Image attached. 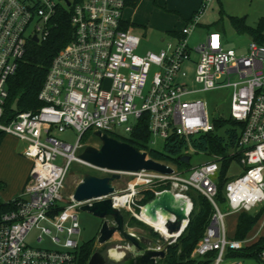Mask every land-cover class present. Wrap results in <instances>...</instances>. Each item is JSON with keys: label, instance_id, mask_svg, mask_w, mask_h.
<instances>
[{"label": "built area", "instance_id": "2783aa9c", "mask_svg": "<svg viewBox=\"0 0 264 264\" xmlns=\"http://www.w3.org/2000/svg\"><path fill=\"white\" fill-rule=\"evenodd\" d=\"M58 4L72 6L73 38L48 67L38 92L41 106L25 111L10 108L13 115L7 114L8 80L27 41L36 36L40 42L48 36ZM125 5L126 0H0V131L23 139V154L32 163L15 207L0 217V264H75L81 231L77 212L83 202L75 201L73 193L64 195L70 165L81 162L112 173L79 158L82 136L100 131L125 137L116 128L128 135L144 114L148 115L151 148L153 137L165 141L171 134L188 138L209 132L213 123L206 102L192 97L202 91L231 87L229 116L243 124L235 150L240 153L241 168L223 187L228 212H249L264 205V44L252 40L247 52L238 54L224 46L220 31L213 30L190 45L188 37L197 22L194 15L180 28L176 40L166 41L157 51L139 53L141 37L123 24ZM194 53L192 79L199 86L191 88L182 78L186 76L184 64L192 61ZM69 128L78 133L72 143L54 134ZM189 150L194 152L192 147ZM216 157L185 174L167 162L162 163L172 167L171 173L119 171L129 175L130 181L110 197L116 207L142 220L139 196L145 191L179 193L190 202L191 211L187 191L193 189L209 200L213 212L192 254L214 250L213 264H244L241 259L224 257L228 247L240 249L246 241L226 237L224 216L228 212H222L216 201L220 168ZM120 196L127 199L117 205ZM33 229L37 246L27 242ZM45 241L51 245L44 246ZM258 260L264 264V247Z\"/></svg>", "mask_w": 264, "mask_h": 264}, {"label": "rangeland", "instance_id": "374dc122", "mask_svg": "<svg viewBox=\"0 0 264 264\" xmlns=\"http://www.w3.org/2000/svg\"><path fill=\"white\" fill-rule=\"evenodd\" d=\"M22 2H32V0H20ZM182 2L181 0H177ZM184 2V0H183ZM189 2L184 3L187 5ZM205 4L204 15L202 16L200 24L194 27L192 33L188 37V42L190 45L196 44L198 41L204 39L207 28L213 27L217 29L222 34V39L224 46L227 48H232L236 53H246L248 50L249 43L254 40L250 33L244 28L233 26L231 23V17L238 18L243 21L246 26L256 27V25L264 20V0H203ZM175 9V8H174ZM222 10V11H221ZM132 10L127 11V15L131 13ZM199 11V10H198ZM203 13V12H200ZM131 16V15H129ZM137 23L141 26L140 29L135 30V33L141 37V42L138 48L139 53H143L147 50L156 51L158 47L161 46L160 37L165 35L162 29L163 23L166 21L168 23L169 19L175 22L174 27H180V24L186 23V20L181 17L179 13L175 10L167 11L162 5L161 7H156L153 4V0H143L141 3L137 17ZM217 21V24H214ZM181 24V25H182ZM215 25V26H214ZM239 26V25H238ZM212 30V29H211ZM264 33V31H263ZM186 69V82L189 87H198L192 79L193 67H188ZM231 87H221L208 91H202L194 94L192 97H202L206 102V107L210 120L217 117L226 118L229 116L230 110V100H231ZM116 132L127 136L122 128L117 127ZM54 134L62 140L69 143L75 141L78 137V133L73 129H66L63 132L54 131ZM84 146L80 150L79 154L87 147L92 146L98 148L101 145V140L95 135L93 131H89L88 136L84 139ZM163 139L159 137H153V142L151 144L152 148L156 150H162ZM26 143L23 139H20L12 134L5 133L0 142V200L8 201L16 197V190L18 189V176L21 168L26 164H29L31 170V161L23 154ZM230 156L233 155L234 151H230ZM214 156V155H213ZM213 156H209L203 153H193L187 168H179L175 165L177 172H182V174L187 173L193 166L200 163L209 161ZM219 161V166L224 163L223 158L219 155L216 157ZM240 155L239 157H234L229 159L227 168L225 169V176L231 177L236 175L240 171ZM85 174H92L99 177L110 176L111 172H106L103 170L96 169L88 164L81 162H72L69 171L65 179L64 195L67 197L72 194L76 186L81 182ZM120 177L113 181L115 189L120 193L122 192L130 181V176L126 174L119 173ZM116 181V182H115ZM126 182V183H125ZM119 183V185H118ZM123 183V184H122ZM119 186H117V185ZM123 185V186H122ZM15 195V196H14ZM187 195L194 198L195 204L197 205V197L193 189L187 191ZM64 196V197H65ZM148 197V196H147ZM192 201V200H191ZM67 200L64 199L63 203ZM220 209L222 212H228V207L226 203H220ZM263 205L249 211L250 213H255ZM193 209V202L192 208ZM122 213L127 216H132L131 213H127L125 209H121ZM138 213V210L135 211ZM191 212V211H190ZM78 222L80 225V234L78 236V242H86L90 239H94L93 249L94 251L101 252L104 256L107 254V250L116 244L124 243L120 236L114 235L110 240L102 244L97 242V235L99 231L102 219L93 215L91 212L79 209L77 212ZM238 213L228 212L224 216V224L226 228V237L230 240L235 233V225ZM140 220V219H138ZM142 225L127 226L129 229L134 231L137 235L145 238L148 242H157L161 244L164 240L163 235L154 229L151 225L140 220ZM179 222V221H176ZM169 225V224H168ZM167 225V226H168ZM264 233V215L260 217L257 223L251 228V230L246 235V240L251 241L259 234ZM36 230L33 229L27 237V242L31 246H37L35 242ZM174 234V232L172 233ZM251 244V243H250ZM43 245H51L49 242L45 241ZM247 246V245H246ZM242 248V247H241ZM227 250V249H226ZM93 251V252H94ZM226 253V252H225ZM125 256H129L126 253ZM226 257V254L225 256ZM158 260V259H157ZM241 261L244 264H261L258 259L251 257H241ZM110 264V262L108 263ZM122 264V263H117Z\"/></svg>", "mask_w": 264, "mask_h": 264}, {"label": "trees", "instance_id": "16d2710c", "mask_svg": "<svg viewBox=\"0 0 264 264\" xmlns=\"http://www.w3.org/2000/svg\"><path fill=\"white\" fill-rule=\"evenodd\" d=\"M136 2L137 0H126V4L129 5H134ZM71 8L72 6L65 7L62 4H58L56 12L50 21V29L46 39L40 42L27 41L25 53L20 59L15 73L8 80L9 95L5 106L7 114L13 113L10 108L16 98L18 99V111L37 110L41 106L42 103L38 99V92L43 85L48 67L57 52L73 38V28L70 24ZM231 23L233 26L242 27L248 31L254 41L264 44V20H261L256 27L246 26L243 21L234 17H231ZM214 24H217V21ZM212 123L213 130L194 134L188 138L171 134L164 141L162 150H156L149 146L150 132L147 114L140 117L133 130L127 136L120 137L114 134L112 136L129 143L139 150H146L149 157L154 160L167 162L179 168H187L189 166V163L180 160V157L183 155H189L190 159L193 153H203L209 156L220 155L224 160V163L219 168L216 181V201L220 204L225 203L223 187L228 179L225 176L228 161L240 155L235 150L243 124L234 121L230 116L226 118L217 117L212 120ZM4 134V132L0 131V142ZM88 134L89 132H86L82 136L83 141ZM189 147H192L194 152H191ZM230 151H234L232 156H230ZM165 187H168V185ZM194 192L197 197V205L194 198L191 197L193 209L189 213L185 228L176 240L166 247L164 256L159 258L156 264H213L216 256V251L214 250L204 255L194 256L192 254L196 244L202 238L213 212V207L209 200L199 192L195 190ZM153 196V192L145 191L140 204H144L152 199ZM16 197L8 201L0 200V217L2 213L15 207ZM127 213L129 214L130 212L127 211ZM263 213L264 205L255 213L239 212L236 219L235 233L231 239H245L248 232L257 223ZM123 218L128 226L142 225L140 220L134 216L127 218L123 214ZM93 243V238L79 243L75 252V264H87L94 251ZM263 247L264 235H260L256 241L240 249L228 247L226 258L241 259V257L246 256L258 259V253Z\"/></svg>", "mask_w": 264, "mask_h": 264}, {"label": "water", "instance_id": "95a60500", "mask_svg": "<svg viewBox=\"0 0 264 264\" xmlns=\"http://www.w3.org/2000/svg\"><path fill=\"white\" fill-rule=\"evenodd\" d=\"M67 4L69 5V1H67ZM32 40L37 42L38 38L33 36ZM17 102L18 99L16 98L11 104V109L14 111L17 110ZM94 133L100 138L101 145L98 148L87 146L79 154V158L93 166L111 170L112 174L103 177L85 174L81 182L76 186L72 197L77 202H83L80 204L79 209L91 212L102 219L97 235V242L102 244L110 240L114 234H118L124 241L123 247L125 248V253H129V256L125 257L122 262H117L111 259L108 253L104 256L101 252L94 251L87 264H106L108 260L115 262V264H156L157 258L164 256L166 247L181 234L187 220L183 225H181V222L169 223L168 231L169 233L174 232L175 236H163L164 240L161 244L148 242L145 238L138 236L126 228L121 209L113 204L110 197L115 191L112 183L114 180L119 179V171L146 169L161 173H171L173 169L165 163L148 157L146 152L140 151L125 141L119 140L107 133H101L100 131H95ZM180 160L189 163L190 156L183 155L180 157ZM166 192H169V190H162L154 194L152 199L142 204L139 207V215L151 203L156 201L162 193ZM88 200L92 201L84 202ZM166 208L169 207L166 206Z\"/></svg>", "mask_w": 264, "mask_h": 264}, {"label": "crops", "instance_id": "0c3cea01", "mask_svg": "<svg viewBox=\"0 0 264 264\" xmlns=\"http://www.w3.org/2000/svg\"><path fill=\"white\" fill-rule=\"evenodd\" d=\"M181 1L182 2L180 3L177 0H153V4L156 5V7L157 6L161 7L163 5L165 7V10H167V11L175 10L177 13H179L181 15L182 18H184L186 20V23L192 18V16H194L193 13H195V15L197 16L196 25L200 24L202 16L204 15V11L203 10L205 8V4L203 3V0H184V2H183V0H181ZM142 2H143V0H137L136 4H134V5L126 4L124 9H123V24H124L125 27L131 29L134 32H135V30L140 29V27H141L137 23L138 19L136 17H137L138 9H139V7H140ZM186 2H189V3L186 6L183 5ZM129 10H132L131 13H129V15H131V16L127 15V11H129ZM200 12H203V13H200ZM169 22L170 23L165 21L163 23L162 29L164 30L165 35L160 37L161 46L158 47L157 50L162 48L165 45L166 41H168V40H172V41L176 40V38L179 35L180 28H182L186 24V23H183V24L181 23L182 25L180 24V27L179 26L178 27H174L175 22L173 20H170V19H169ZM207 30H208V32L206 33V35L209 32H211L213 30H217V29H213V27H210V29L207 28ZM196 57H197V54L194 53L193 56H192V61L191 62H186L184 64V68L194 67V61H195ZM182 80L186 82L185 77L182 78ZM29 173H30V167H29V164H26L25 166H23L21 168V171L19 173V176H18L19 185L17 187L18 189H16V190H19V191H16L15 195H17L18 192L20 193L22 191V189L24 188L25 183H26V181H27V179L29 177ZM143 197H144V195L143 196H139V198H140L139 204L141 203L140 201L142 200ZM263 215H264V213H263ZM126 228L128 230L134 229V227H131L130 229L128 227H126ZM131 232L135 233L134 231H131ZM116 235H118V234H116ZM260 235H264V233L259 234V236H257V238H255V239H253L251 241H247L246 237H245L244 241H246V243L244 244V246L256 241L260 237ZM138 236H140V235H138ZM157 259H159V258H157Z\"/></svg>", "mask_w": 264, "mask_h": 264}, {"label": "bare ground", "instance_id": "6f19581e", "mask_svg": "<svg viewBox=\"0 0 264 264\" xmlns=\"http://www.w3.org/2000/svg\"><path fill=\"white\" fill-rule=\"evenodd\" d=\"M126 199L127 196H120L116 199V204H124ZM166 206L169 208H166ZM189 212L190 202L187 198L179 193L169 190V192L162 193V195L157 198L156 201L151 203L147 209L139 215V217L144 222L154 227V229L160 232L163 236H175V234L169 233L167 225L169 223H175L176 221L181 222V225H183L188 218ZM107 253L111 259H114L117 262H122L126 257L124 247L119 248L113 246L108 249Z\"/></svg>", "mask_w": 264, "mask_h": 264}]
</instances>
